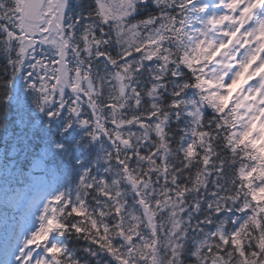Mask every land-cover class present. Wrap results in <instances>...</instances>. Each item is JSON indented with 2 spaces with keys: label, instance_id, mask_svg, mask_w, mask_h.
<instances>
[{
  "label": "snow or ice",
  "instance_id": "snow-or-ice-1",
  "mask_svg": "<svg viewBox=\"0 0 264 264\" xmlns=\"http://www.w3.org/2000/svg\"><path fill=\"white\" fill-rule=\"evenodd\" d=\"M0 264H264V0H0Z\"/></svg>",
  "mask_w": 264,
  "mask_h": 264
}]
</instances>
